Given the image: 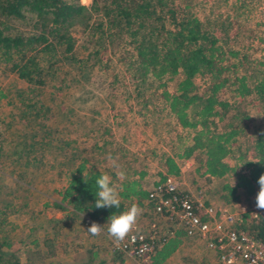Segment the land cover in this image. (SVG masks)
<instances>
[{
	"label": "trees",
	"instance_id": "trees-1",
	"mask_svg": "<svg viewBox=\"0 0 264 264\" xmlns=\"http://www.w3.org/2000/svg\"><path fill=\"white\" fill-rule=\"evenodd\" d=\"M197 2L91 0L87 5L79 0H0V63L29 84L44 85L58 57L73 59L77 38L71 28L81 25L89 35L88 41L96 47L95 54L102 45L122 54L127 67L140 78L139 83L160 95L166 113L182 128L191 129L188 143L175 155L187 158L194 154L197 161L194 173L208 182H216L219 199L235 202L240 198L239 189L251 195L259 188L257 181L264 175V128L256 129L253 140L236 144L241 127L230 122L221 129L216 126L235 102L222 98L220 93L228 88L234 96H252L260 101L264 111V61L233 48L227 35H218L217 19L212 15L198 16L193 10ZM15 21H23L30 30L12 27ZM246 61L253 69L252 74L245 71ZM199 75L205 76L201 90L195 82ZM74 142L69 138L62 146L55 144L56 149H65L61 165H66V183L57 191L59 198L52 200L54 207L66 215L80 214L84 221L88 218V226L108 222L113 214L128 210L133 197L138 203L147 199L153 208L148 189L140 182L143 172L130 178L128 169L124 170L126 175L118 190L120 207L95 208L98 191L95 181L104 172L89 162L82 149L72 145ZM228 154L233 156V164L225 160ZM165 167L170 174L180 173L172 156L165 158ZM243 223L242 228L264 242L262 218H250ZM180 242L177 231L155 246L147 264H163ZM53 251L47 249L49 255ZM0 264H23L9 248V242L1 240V229ZM80 264L92 263L88 260Z\"/></svg>",
	"mask_w": 264,
	"mask_h": 264
},
{
	"label": "rangeland",
	"instance_id": "rangeland-1",
	"mask_svg": "<svg viewBox=\"0 0 264 264\" xmlns=\"http://www.w3.org/2000/svg\"><path fill=\"white\" fill-rule=\"evenodd\" d=\"M79 1L88 5L91 0ZM196 1L193 10L198 16L212 15L217 19L218 35H227L233 48L264 61V0ZM13 26L30 30L23 21H15ZM71 31L77 38L74 57H58L44 85L29 84L0 63L1 240L9 242V248L19 255L23 264H80L88 260L92 264H139L132 256L112 248L113 239L106 226L101 235L92 236L87 231L90 226L80 214L66 215L52 205V200L59 198L58 189L66 183V165H61L65 149L58 150L55 144L62 146L64 140L72 138L75 141L72 145L82 149L83 156L96 165L93 160L97 151L91 147L98 136L97 126L110 128L111 137L134 151L143 146L144 140L139 142V139L148 134L151 140L155 138L164 145L175 146L181 141L171 137L174 131L169 129V124L175 121L162 108L160 95L139 83L140 78L127 67L122 54L113 53L107 45L98 47L95 54L96 47L88 41L85 28L74 25ZM248 62L245 71L252 74ZM204 77L195 78L200 90ZM220 96L235 102L217 122V128L230 122L241 127L236 144L253 140L256 129L264 128L260 101L252 96H234L228 88L222 89ZM154 132L160 133V137H155ZM247 153L250 155L251 149ZM225 160L230 164L235 162L231 154ZM195 186L208 202L220 200L213 190L215 181L202 179ZM144 217L137 228L147 229L150 222H155L160 232L178 230L152 209ZM249 220L246 216L245 222ZM204 245L194 238L185 239L165 264L209 261L223 264ZM49 248L54 249V254H48Z\"/></svg>",
	"mask_w": 264,
	"mask_h": 264
},
{
	"label": "built area",
	"instance_id": "built-area-1",
	"mask_svg": "<svg viewBox=\"0 0 264 264\" xmlns=\"http://www.w3.org/2000/svg\"><path fill=\"white\" fill-rule=\"evenodd\" d=\"M148 200L154 214L167 219L186 236L202 241L223 264H264V242L241 226L245 211L249 218L264 220V211L256 208V201L241 210L211 203L201 190L184 188L182 179L170 173L148 190ZM174 234L173 228L160 232L157 224L150 222L147 229L136 227L119 245L113 241L112 248L132 256L139 264H147L155 246Z\"/></svg>",
	"mask_w": 264,
	"mask_h": 264
},
{
	"label": "crops",
	"instance_id": "crops-1",
	"mask_svg": "<svg viewBox=\"0 0 264 264\" xmlns=\"http://www.w3.org/2000/svg\"><path fill=\"white\" fill-rule=\"evenodd\" d=\"M144 123L147 124L148 122ZM169 123L170 122H168V124ZM100 125L102 126V124ZM169 127L170 130L174 131L171 135L172 139L181 141L180 144L175 145L177 148L169 144L164 145L162 143H157V140H155V138L154 140H151V136H149L148 134L144 139H139V142H142V140H144V144L143 146H141V148H138L137 151H134L131 150L127 145L125 147L122 144L124 143L123 141L120 142L116 138L111 137L112 134L110 128L104 127L103 129H101V127L97 126L96 132L98 136L94 141H92L93 145L91 147L92 149H95L97 151V154L95 155L93 161L96 162V167H98L104 173L112 176L113 182L116 184L118 190L120 189L122 178L126 175V172L124 171L126 169H128L129 171L128 174H130V178L139 177L138 172H143L142 176L140 177V182L143 188H147L149 190L154 184L163 180L164 176L168 174L165 167V158L167 156H172L179 165L180 173L177 176L182 179L183 187L195 192V183L199 180L204 179L202 176L194 173L195 167L197 165L195 155L192 154L187 158H180L175 155V152L179 151L182 148V145L188 143L189 136L192 133L191 129L182 128L176 122H171V125L169 124ZM144 133L146 134V132ZM153 134L155 137H160V133L154 132ZM122 138L123 140L125 139V137ZM117 172H123L124 176H117ZM213 190L215 192V186ZM238 191L240 193V198L235 202H224L220 199L218 200V202H215V204L229 205L234 210H241L242 207L243 209L248 208L249 204L252 201H256V196L259 192V188L256 189V192L251 195L243 194L242 190L240 189ZM134 204L143 209V214L140 216L138 221V224L141 225L145 218L144 216H148V213H150L151 207L147 204V199H143L140 203H138L136 198L133 197L131 205ZM248 213V211H245L242 214L243 216H248ZM103 224L104 223H101L100 225L102 226ZM146 227L147 224H145L144 228ZM177 231L178 237L180 238L181 242L178 247L169 255L168 258H170L175 252L179 251L178 249L180 245L183 244L185 239L189 241L192 240V238L186 236L182 232L183 230L178 228V230H176L175 232ZM168 258L164 261V264L168 261ZM205 264H212V262L209 261ZM238 264L241 263L238 262Z\"/></svg>",
	"mask_w": 264,
	"mask_h": 264
},
{
	"label": "clouds",
	"instance_id": "clouds-1",
	"mask_svg": "<svg viewBox=\"0 0 264 264\" xmlns=\"http://www.w3.org/2000/svg\"><path fill=\"white\" fill-rule=\"evenodd\" d=\"M85 176L86 174L84 173V178ZM117 176L123 177L124 173L117 172ZM257 183L259 184V192L256 196V208L264 211V175L259 177ZM95 184L98 189L96 192L97 199L95 208L103 209L106 207H115L118 209L121 204V199L112 176L104 173L96 179ZM142 214L143 209L134 204L123 213L110 216L108 223L104 226L93 222L87 231L92 236H99L102 234L104 227L106 226L108 235L117 245H119V243L123 242L134 231Z\"/></svg>",
	"mask_w": 264,
	"mask_h": 264
}]
</instances>
